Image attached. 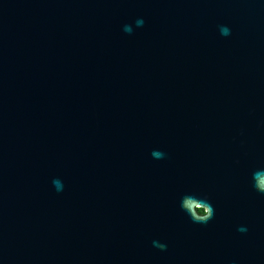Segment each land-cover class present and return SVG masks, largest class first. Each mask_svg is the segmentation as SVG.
I'll return each mask as SVG.
<instances>
[{"label": "water", "instance_id": "95a60500", "mask_svg": "<svg viewBox=\"0 0 264 264\" xmlns=\"http://www.w3.org/2000/svg\"><path fill=\"white\" fill-rule=\"evenodd\" d=\"M0 264H264V0H0Z\"/></svg>", "mask_w": 264, "mask_h": 264}, {"label": "trees", "instance_id": "16d2710c", "mask_svg": "<svg viewBox=\"0 0 264 264\" xmlns=\"http://www.w3.org/2000/svg\"><path fill=\"white\" fill-rule=\"evenodd\" d=\"M198 211H199L200 214H204L205 213V210L201 209V208H199Z\"/></svg>", "mask_w": 264, "mask_h": 264}]
</instances>
